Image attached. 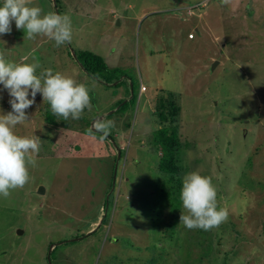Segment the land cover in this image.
<instances>
[{
    "label": "rangeland",
    "instance_id": "1",
    "mask_svg": "<svg viewBox=\"0 0 264 264\" xmlns=\"http://www.w3.org/2000/svg\"><path fill=\"white\" fill-rule=\"evenodd\" d=\"M31 6L68 14L71 43L27 39L13 21L11 33L0 35V52L7 61L38 63V76L52 69L85 84L92 110L64 121L41 97L14 129L39 137L41 148L29 182L0 198V264H264V0ZM74 51L101 57L123 82L105 87L87 77ZM142 86L148 97L137 106ZM9 99L0 85V114L11 111ZM169 99L179 108L172 183L156 169V132L167 124L154 103ZM122 101L126 106L116 111ZM46 112L55 125L47 124ZM101 119L115 121L107 137L84 134ZM192 171L211 177L218 206L228 210L210 231L179 224L182 179Z\"/></svg>",
    "mask_w": 264,
    "mask_h": 264
},
{
    "label": "clouds",
    "instance_id": "2",
    "mask_svg": "<svg viewBox=\"0 0 264 264\" xmlns=\"http://www.w3.org/2000/svg\"><path fill=\"white\" fill-rule=\"evenodd\" d=\"M229 2L221 0L222 4ZM32 4L33 0H0V35L10 34L14 21L16 29L23 30L27 39L44 36L54 41L55 47L71 43V17L54 12L42 14L43 9ZM188 35L192 38V34ZM39 67L38 63L7 61L0 52V85L7 90L11 106V111L0 114V198L7 199L13 191L23 188L30 180L29 166L36 165L40 138L18 136L14 129L28 121L26 110L35 103L37 93L50 105L52 115L64 121L79 120L85 109L92 110L85 84L59 72L53 73L52 69H45L38 76ZM141 89L144 91L143 87ZM114 127L113 120L101 119L94 124L95 131L104 137ZM180 200L184 211L180 213L179 224L189 230L210 231L228 218L227 208L218 206L217 188L211 177L202 176L199 171L184 175Z\"/></svg>",
    "mask_w": 264,
    "mask_h": 264
},
{
    "label": "trees",
    "instance_id": "3",
    "mask_svg": "<svg viewBox=\"0 0 264 264\" xmlns=\"http://www.w3.org/2000/svg\"><path fill=\"white\" fill-rule=\"evenodd\" d=\"M53 1L55 9L58 10L57 0ZM70 53V56H72V54L74 55L73 60L79 66V68L92 80L104 86H110L113 84L114 87H116L122 83L123 80L118 81V79L121 77L119 69L108 68L101 57L89 51H74ZM131 100H134L133 95H131V98L128 102ZM126 103L127 102L122 101V103L119 104L118 110H122L126 106ZM154 112L156 117L162 121L163 124H167L166 127H162L156 132L158 142L157 145L159 146L161 156L156 164V169L159 173L166 177L167 182L172 183L179 172V159L177 157V154L179 153V137L177 136L175 125L173 124L176 122L179 108L176 106L173 100L169 99L166 106L160 105L158 103ZM45 120L48 125H55L51 116L47 114V112L45 113ZM85 134L97 138H102L103 136L98 132L89 130ZM120 157L121 153H119L118 160ZM79 238H83V236H79Z\"/></svg>",
    "mask_w": 264,
    "mask_h": 264
},
{
    "label": "crops",
    "instance_id": "4",
    "mask_svg": "<svg viewBox=\"0 0 264 264\" xmlns=\"http://www.w3.org/2000/svg\"><path fill=\"white\" fill-rule=\"evenodd\" d=\"M202 12V11H201ZM193 39V35H192V38L191 39H189V40H192ZM71 54V53H70ZM71 58H73L72 56H71ZM102 59V58H101ZM103 60V59H102ZM104 63H105V61H104ZM106 64V63H105ZM107 65V64H106ZM107 67L108 68H110V69H113V67H109L108 65H107ZM114 68H116V67H114ZM87 76V75H86ZM88 77V76H87ZM123 82V81H122ZM100 84V83H99ZM119 86V85H118ZM118 86H116V87H118ZM105 87H107V86H105ZM143 87V86H142ZM144 88V91L143 92H139V91H137V99H138V103H137V106L140 104V103H143V102H145L146 101V98L148 97V96H144V93L146 92V89H145V87H143ZM41 97H42V95H41ZM40 100V99H39ZM126 102V101H125ZM116 105H118V107L115 109L116 111H118V109H119V103H117ZM122 109V108H121ZM154 109H156V105H155V103H154ZM125 110V109H124ZM137 112V111H136ZM113 113V112H112ZM109 115V114H108ZM95 122H96V120H94V121H92L91 123H90V125H92V127H94V124H95ZM64 129H65V127H64ZM66 131H67V129H66ZM88 131V130H87ZM86 131V132H87ZM85 132V133H86ZM84 133V134H85ZM86 135V134H85ZM116 148H118V147H116ZM96 223H92L91 224V227H89V229H88V231H90L91 229H93V227H94V225H95ZM77 239H74L73 241H76ZM69 242V241H68ZM71 242V241H70Z\"/></svg>",
    "mask_w": 264,
    "mask_h": 264
},
{
    "label": "water",
    "instance_id": "5",
    "mask_svg": "<svg viewBox=\"0 0 264 264\" xmlns=\"http://www.w3.org/2000/svg\"><path fill=\"white\" fill-rule=\"evenodd\" d=\"M72 57L74 58V55L72 54ZM215 65V62L214 64L211 65L210 69H212ZM41 99V94L40 93H37L36 97H35V100H39ZM43 193V189L41 187H38L37 188V194H42ZM17 234H20L19 230L16 232ZM74 239L70 240V241H73ZM49 249H51V246L49 247ZM48 259V258H47Z\"/></svg>",
    "mask_w": 264,
    "mask_h": 264
},
{
    "label": "built area",
    "instance_id": "6",
    "mask_svg": "<svg viewBox=\"0 0 264 264\" xmlns=\"http://www.w3.org/2000/svg\"><path fill=\"white\" fill-rule=\"evenodd\" d=\"M188 38H191V35H188Z\"/></svg>",
    "mask_w": 264,
    "mask_h": 264
}]
</instances>
